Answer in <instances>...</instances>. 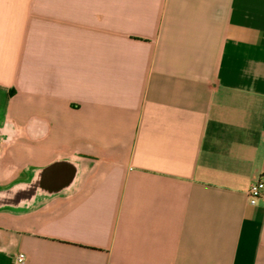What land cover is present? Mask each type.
I'll use <instances>...</instances> for the list:
<instances>
[{"label":"crops","instance_id":"obj_1","mask_svg":"<svg viewBox=\"0 0 264 264\" xmlns=\"http://www.w3.org/2000/svg\"><path fill=\"white\" fill-rule=\"evenodd\" d=\"M72 155L0 264H264V0H0V186Z\"/></svg>","mask_w":264,"mask_h":264},{"label":"water","instance_id":"obj_2","mask_svg":"<svg viewBox=\"0 0 264 264\" xmlns=\"http://www.w3.org/2000/svg\"><path fill=\"white\" fill-rule=\"evenodd\" d=\"M85 164L83 158L72 155L30 168L25 178L0 186V212L25 215L73 194L85 178Z\"/></svg>","mask_w":264,"mask_h":264},{"label":"built area","instance_id":"obj_3","mask_svg":"<svg viewBox=\"0 0 264 264\" xmlns=\"http://www.w3.org/2000/svg\"><path fill=\"white\" fill-rule=\"evenodd\" d=\"M264 195V181L259 180L251 183L246 190V197L248 199V203L254 205L257 202V199ZM25 259L24 254H18L16 256V261L18 263L23 262Z\"/></svg>","mask_w":264,"mask_h":264}]
</instances>
